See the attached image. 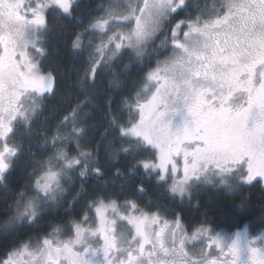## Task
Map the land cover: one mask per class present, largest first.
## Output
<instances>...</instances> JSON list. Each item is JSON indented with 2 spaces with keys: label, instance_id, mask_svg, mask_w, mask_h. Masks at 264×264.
<instances>
[{
  "label": "snow or ice",
  "instance_id": "1",
  "mask_svg": "<svg viewBox=\"0 0 264 264\" xmlns=\"http://www.w3.org/2000/svg\"><path fill=\"white\" fill-rule=\"evenodd\" d=\"M189 8L190 0H0L5 189L23 151L15 140L18 126L30 129L45 100L57 94L63 109L52 135L43 136L47 157L36 160L31 153L30 182L13 190L12 203L4 198L0 211L12 214L0 230L34 223L44 205L59 201L62 180L73 171L103 177L121 154L130 158L129 174H154L181 198L202 184L229 192L249 186L264 198V0H213L195 15ZM50 16L76 25L68 43L77 62L63 85L42 67ZM153 54L155 66L133 76L132 67L150 63ZM124 55L129 62L118 68ZM137 79L140 85L114 109L112 94ZM94 114L93 122L104 124L102 140L86 147V121ZM112 175L124 172L115 167ZM87 207L94 216L86 211L66 238L54 227L35 246L21 242L8 250L0 264H90L88 256L97 252L104 264H242L240 233L229 243L202 222L189 234L178 215L169 220L159 209L146 211L133 199L119 201L103 191ZM262 240L264 233L247 241L246 264H264Z\"/></svg>",
  "mask_w": 264,
  "mask_h": 264
},
{
  "label": "trees",
  "instance_id": "2",
  "mask_svg": "<svg viewBox=\"0 0 264 264\" xmlns=\"http://www.w3.org/2000/svg\"><path fill=\"white\" fill-rule=\"evenodd\" d=\"M81 2L88 4L100 2V0H81ZM103 2L107 3L108 0H103ZM212 3L213 0H190L189 12L195 15L201 8L210 6ZM76 11L78 13L79 9ZM49 22L52 33H50V43L47 46V55L42 60V67L45 70H51L54 75H58L63 85L73 76L71 65L77 62V57L74 56L68 43L76 25L74 20L67 18L55 20L51 16ZM56 32L61 35L55 36ZM157 58L153 54L150 63L132 67V75L138 77L149 68L154 67ZM128 62V56L124 55L116 66L120 68ZM109 79L110 74H105L104 83L107 84ZM139 85L140 81L137 79L135 84L126 83L123 89L113 93L114 109L119 110L122 95ZM63 91L62 87L61 92ZM59 98L60 94H57V96L45 100L42 109L32 121L30 129L25 130L18 126L19 130L15 140L22 143L23 151L8 177L9 187L5 189L0 185V209L4 207L5 197H8L9 204L12 203L13 190H18L21 185L30 182L31 178L28 173L33 168L30 154L35 153L36 160L47 157L48 151L41 145L43 136H51L58 119L62 118L63 109L59 107ZM120 115L126 118V110L120 112ZM95 119L94 114L89 121H86L90 125L84 141L86 147H95L96 140H102L100 134L104 131V124L99 121L94 123ZM105 144L106 142L102 141L99 149L102 162H104ZM68 148L73 150L74 145L69 144ZM129 163L130 158L121 154L120 162L108 168L105 175L100 178L94 175L80 177L78 171H73L70 174V179L62 180L64 191L60 195L59 201H49L44 205L34 223L18 225L16 229L7 232L0 230V259L5 258L8 250L21 245V242L27 243L45 238L54 227L71 225L74 221L80 220L86 211L91 217L94 210L90 211L87 203L97 192L101 191L119 201H123L125 198L133 199L146 211L159 209L162 214L168 213L170 217L175 218L178 215L187 227H195L206 222L217 229L228 231L232 228L231 230L234 232L245 224L254 231L264 228V198L257 188L244 186L238 191L229 192L224 186L202 184L194 186L189 197L181 198L173 195L168 184L158 181L154 174L147 175L143 169L129 174L127 171ZM115 167H120L124 176L112 175ZM140 185L144 188L143 192L136 191ZM11 214V212L0 211V229H2L7 216Z\"/></svg>",
  "mask_w": 264,
  "mask_h": 264
},
{
  "label": "rangeland",
  "instance_id": "3",
  "mask_svg": "<svg viewBox=\"0 0 264 264\" xmlns=\"http://www.w3.org/2000/svg\"><path fill=\"white\" fill-rule=\"evenodd\" d=\"M175 123L176 122H174V127H175ZM168 183H170V181ZM207 185H211V184H207ZM173 195H176V194H173ZM177 196H179V195H177ZM186 196L189 197L188 195H186ZM163 215L165 216V218H167L169 220L174 219V217H170V215L168 213L166 215L165 214H163ZM93 216H94V213H93V215L91 217H93ZM183 225H184L185 229L189 232V234H191V232L195 229V227H197V225L195 227H187V225L184 224V223H183ZM208 225L211 226V224H208ZM71 226H72V224L71 225H67V226L59 227L61 229V232H62V235H63L64 238H66L70 234ZM121 226L123 227V222H121ZM211 227L213 228V234L220 235L222 238H224L229 243L236 236V235H234L233 231L231 230L232 228L228 229V231H227L225 229H217L215 226H211ZM235 232L240 233L241 234V239L244 241V243L247 244V241L252 240L255 237L260 236L262 233H264V228L254 231V230L251 229V227L249 225L245 224V225L239 227V229H237ZM43 239L44 238L38 239V240H33V241H30V242H27V243L30 244L31 246H35L38 242L42 241ZM257 243L264 244V240L257 241ZM189 247H192V245L190 244ZM93 255H95V254H93Z\"/></svg>",
  "mask_w": 264,
  "mask_h": 264
},
{
  "label": "flooded vegetation",
  "instance_id": "4",
  "mask_svg": "<svg viewBox=\"0 0 264 264\" xmlns=\"http://www.w3.org/2000/svg\"><path fill=\"white\" fill-rule=\"evenodd\" d=\"M234 235H236L238 232H234ZM241 242H242V246L244 247V252L242 253V256H241V261H242V264H246L247 262V244L244 243V241L241 239ZM88 259L90 261V264H104V257H103V253L102 252H98L97 254L95 255H90L88 256Z\"/></svg>",
  "mask_w": 264,
  "mask_h": 264
}]
</instances>
